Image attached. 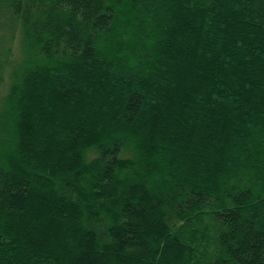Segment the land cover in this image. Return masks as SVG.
Here are the masks:
<instances>
[{"label":"trees","instance_id":"1","mask_svg":"<svg viewBox=\"0 0 264 264\" xmlns=\"http://www.w3.org/2000/svg\"><path fill=\"white\" fill-rule=\"evenodd\" d=\"M0 264H264V0H0Z\"/></svg>","mask_w":264,"mask_h":264}]
</instances>
